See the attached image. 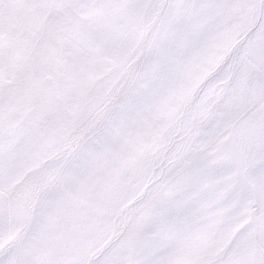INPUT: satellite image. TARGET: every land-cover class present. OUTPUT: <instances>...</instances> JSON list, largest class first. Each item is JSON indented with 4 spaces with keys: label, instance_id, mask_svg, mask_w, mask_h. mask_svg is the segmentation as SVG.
<instances>
[{
    "label": "snow or ice",
    "instance_id": "snow-or-ice-1",
    "mask_svg": "<svg viewBox=\"0 0 264 264\" xmlns=\"http://www.w3.org/2000/svg\"><path fill=\"white\" fill-rule=\"evenodd\" d=\"M0 264H264V0H0Z\"/></svg>",
    "mask_w": 264,
    "mask_h": 264
}]
</instances>
